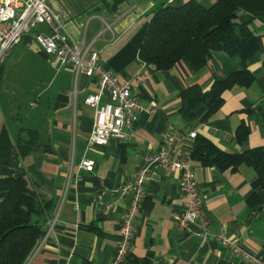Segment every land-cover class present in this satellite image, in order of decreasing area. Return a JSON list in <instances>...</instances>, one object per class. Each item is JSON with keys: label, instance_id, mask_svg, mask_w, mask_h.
Masks as SVG:
<instances>
[{"label": "crops", "instance_id": "crops-1", "mask_svg": "<svg viewBox=\"0 0 264 264\" xmlns=\"http://www.w3.org/2000/svg\"><path fill=\"white\" fill-rule=\"evenodd\" d=\"M47 1L69 36L94 39L100 62L119 80L145 73L146 80L135 90L142 102L154 101L155 106L139 112L126 138L87 147L94 108L83 96L98 91L95 78L46 55L34 32L24 33L8 50L0 64V175L24 177L54 202L44 225L47 235L23 264H109L124 201L117 199L104 212L110 200L104 187L114 188L134 176L169 125L185 132L195 129L193 147L208 140L222 152H211L208 161L192 156L210 228L224 230L244 248L264 255V186L256 182L258 172L251 164L229 160L252 148L264 152V10L239 12V20L258 34L257 50L239 81L223 91L222 103L202 118V103L193 116L183 114L180 91L193 83L207 89L214 76L239 67V60L214 51L208 66L198 71L185 57L167 69L141 66L138 50L151 9L166 0ZM197 1L209 6L214 0ZM39 30L47 32L45 25ZM32 134L36 141L21 155L16 139ZM83 156L92 162V170L80 167ZM177 176L160 162L150 163L132 248L122 264H251L211 238L202 240L175 227L182 207Z\"/></svg>", "mask_w": 264, "mask_h": 264}, {"label": "built area", "instance_id": "built-area-1", "mask_svg": "<svg viewBox=\"0 0 264 264\" xmlns=\"http://www.w3.org/2000/svg\"><path fill=\"white\" fill-rule=\"evenodd\" d=\"M166 2L171 3L172 0ZM40 25H45L47 32L39 30ZM103 30L104 28L100 29L97 35ZM26 32H34L44 53L54 56L60 65L69 64L75 73L82 71L95 78L98 91L83 96V102L94 108L87 147L105 144L111 138H126L133 123L137 121L139 112L143 109L149 112L153 110L154 101L146 105L142 102L140 93L135 90L144 83L146 74L136 71L119 80L115 73L100 62L99 51L92 47L94 39L86 41L84 38L74 39L69 36L60 14L47 0H0V63L8 50ZM149 65L150 63L141 59V66ZM104 93L107 98L103 100ZM195 135V129L185 132L176 125H169L164 130L157 149L146 154L144 163L138 167L134 176L114 188L104 187L103 191L110 199L103 208L104 212L113 207L117 199L124 201L115 253L109 264H122L131 251L134 221L141 208L144 183L152 162H160L178 173L182 207L174 217L177 229L202 240L211 238L251 264H264V255L244 248L224 230L213 231L210 228V218L203 207L192 165ZM79 164L81 168L93 169L92 162L86 156L80 159ZM46 235L47 232L44 231L42 237Z\"/></svg>", "mask_w": 264, "mask_h": 264}, {"label": "trees", "instance_id": "trees-1", "mask_svg": "<svg viewBox=\"0 0 264 264\" xmlns=\"http://www.w3.org/2000/svg\"><path fill=\"white\" fill-rule=\"evenodd\" d=\"M262 10L264 0H214L209 6L197 0L160 2L151 9L139 58L157 69H167L185 57L198 71L208 66L214 51L236 57L240 66L214 76L207 89L193 83L179 93L183 114L193 116L195 107L202 103L206 107L202 118H206L222 103L223 91L247 71V60L257 50L258 34L239 20V12ZM35 141L36 134L27 139L18 136L19 153H29ZM211 152L222 153L208 140H201L200 145H194L192 156L208 161ZM229 160L251 164L258 172L256 182L264 186V152L260 147L232 155ZM53 209V200L37 193L26 178L0 175V264L24 263L43 235Z\"/></svg>", "mask_w": 264, "mask_h": 264}, {"label": "rangeland", "instance_id": "rangeland-1", "mask_svg": "<svg viewBox=\"0 0 264 264\" xmlns=\"http://www.w3.org/2000/svg\"><path fill=\"white\" fill-rule=\"evenodd\" d=\"M5 57V56H4ZM2 62V61H1ZM1 64V63H0ZM42 237V236H41Z\"/></svg>", "mask_w": 264, "mask_h": 264}]
</instances>
